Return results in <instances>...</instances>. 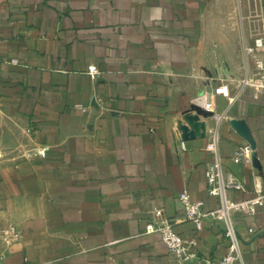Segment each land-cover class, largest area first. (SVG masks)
I'll return each mask as SVG.
<instances>
[{"label":"crops","instance_id":"1","mask_svg":"<svg viewBox=\"0 0 264 264\" xmlns=\"http://www.w3.org/2000/svg\"><path fill=\"white\" fill-rule=\"evenodd\" d=\"M261 33L264 0H0V123L29 149L0 157L2 264H178L145 233L156 210L194 264L220 260L225 225L196 229L178 196L217 206L214 132L222 170L244 186L228 198L264 193V90L244 52ZM221 84L233 100L215 98L216 125L202 101ZM248 143L259 169L233 158ZM230 221L237 264H264V206Z\"/></svg>","mask_w":264,"mask_h":264},{"label":"built area","instance_id":"2","mask_svg":"<svg viewBox=\"0 0 264 264\" xmlns=\"http://www.w3.org/2000/svg\"><path fill=\"white\" fill-rule=\"evenodd\" d=\"M244 52L253 60L257 80L255 85L264 90V33L259 34L251 44L245 46ZM11 63H16V61L12 60ZM86 73L91 79L99 76V71L95 66L87 67ZM250 84H253V82H250ZM217 96L223 97L228 102L233 100L226 84L215 87L211 92L203 96L202 109L216 125L222 119V114L216 110L215 106V98ZM217 143L218 136L214 132L207 145V150L214 154V158L205 167L207 194L218 200L217 206L207 211L204 209L203 201L192 200L185 191L178 196V200L182 206L185 220L191 222L196 229H200L202 223L208 219L220 221L225 225L226 236L229 240L226 254L214 263L206 259L203 261L206 264H237L239 260L238 237L234 232L230 216L232 214H238L242 217L254 215L258 209L264 206V193L262 191H256L255 197L239 202H234L228 198V190L242 191L244 190V186L232 174L222 170L219 157L216 154ZM180 147L183 149L184 143L181 142ZM46 150L47 148H43L40 154L44 156ZM233 158L236 162H249L253 166L254 161L258 162L257 152L249 144L239 147L233 153ZM144 230L145 233L158 235L160 241L165 244L178 264H194L200 260L183 238L174 232L172 221L167 219L161 210L154 211V217L145 225ZM249 232L251 233L252 231L249 230ZM0 264H2L1 256Z\"/></svg>","mask_w":264,"mask_h":264},{"label":"rangeland","instance_id":"3","mask_svg":"<svg viewBox=\"0 0 264 264\" xmlns=\"http://www.w3.org/2000/svg\"><path fill=\"white\" fill-rule=\"evenodd\" d=\"M12 131V126L9 123H0V142L7 146L5 154H1L0 157L10 160H16L25 157L28 152V145L23 137V133H18V137L10 139L7 136Z\"/></svg>","mask_w":264,"mask_h":264},{"label":"water","instance_id":"4","mask_svg":"<svg viewBox=\"0 0 264 264\" xmlns=\"http://www.w3.org/2000/svg\"><path fill=\"white\" fill-rule=\"evenodd\" d=\"M240 127H244L241 123L240 124H238ZM249 144V143H248ZM250 145V147L252 148V149H255V147L252 145V144H249ZM254 163V166L255 167H257V168H259V165H258V162H256V161H254L253 162Z\"/></svg>","mask_w":264,"mask_h":264}]
</instances>
